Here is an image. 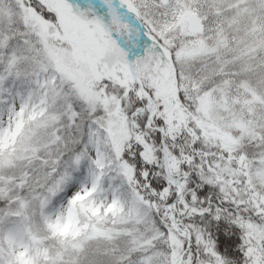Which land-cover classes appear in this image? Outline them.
<instances>
[{
	"label": "snow or ice",
	"instance_id": "snow-or-ice-1",
	"mask_svg": "<svg viewBox=\"0 0 264 264\" xmlns=\"http://www.w3.org/2000/svg\"><path fill=\"white\" fill-rule=\"evenodd\" d=\"M0 264H264V0H0Z\"/></svg>",
	"mask_w": 264,
	"mask_h": 264
}]
</instances>
